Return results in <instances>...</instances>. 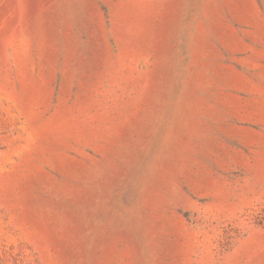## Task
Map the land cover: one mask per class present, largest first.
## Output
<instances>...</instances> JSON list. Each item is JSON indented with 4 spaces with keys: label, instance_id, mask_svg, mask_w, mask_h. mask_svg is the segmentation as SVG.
Segmentation results:
<instances>
[{
    "label": "rangeland",
    "instance_id": "obj_1",
    "mask_svg": "<svg viewBox=\"0 0 264 264\" xmlns=\"http://www.w3.org/2000/svg\"><path fill=\"white\" fill-rule=\"evenodd\" d=\"M0 264H264V0H0Z\"/></svg>",
    "mask_w": 264,
    "mask_h": 264
}]
</instances>
